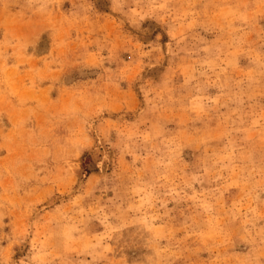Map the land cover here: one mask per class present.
<instances>
[{
  "label": "rangeland",
  "instance_id": "374dc122",
  "mask_svg": "<svg viewBox=\"0 0 264 264\" xmlns=\"http://www.w3.org/2000/svg\"><path fill=\"white\" fill-rule=\"evenodd\" d=\"M0 264H264V0H0Z\"/></svg>",
  "mask_w": 264,
  "mask_h": 264
}]
</instances>
